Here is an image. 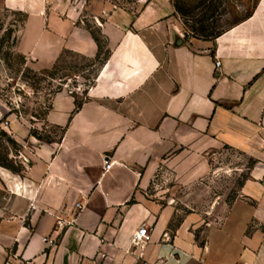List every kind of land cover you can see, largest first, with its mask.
<instances>
[{"label":"crops","instance_id":"0c3cea01","mask_svg":"<svg viewBox=\"0 0 264 264\" xmlns=\"http://www.w3.org/2000/svg\"><path fill=\"white\" fill-rule=\"evenodd\" d=\"M56 1L0 0V9L23 18L16 50L39 67L53 65L63 48L97 52L69 15L51 11ZM101 32L109 52L80 106L63 89L44 111L43 122L60 128L59 138L30 137L33 148L19 171L0 165V264H264V226L247 233V217L239 214L199 244L187 222L170 228V205L144 193L162 164L186 158L193 176L205 152L258 146L264 0L209 37L189 35L171 0H145L133 15L113 11ZM258 176L242 193L257 201L255 216H262ZM77 201L82 208L75 211ZM56 218L68 224L54 229ZM140 225L151 240L134 247Z\"/></svg>","mask_w":264,"mask_h":264},{"label":"rangeland","instance_id":"374dc122","mask_svg":"<svg viewBox=\"0 0 264 264\" xmlns=\"http://www.w3.org/2000/svg\"><path fill=\"white\" fill-rule=\"evenodd\" d=\"M182 28L189 35L214 36L243 18L254 0H171ZM145 0H59L51 11L70 16L75 25L90 34L97 45L94 57L63 48L50 67H39L16 50V35L22 16L0 9V165L19 171L27 163L33 144L59 138L61 129L43 122L51 95L67 89L79 102L92 86L100 64L109 52L101 32L106 16L113 11L136 14ZM264 120V117H263ZM193 165L186 158L160 165L145 195L172 207L170 228L187 222L189 232L200 244L207 232L234 225V218L247 217V233L264 226V214L255 216L257 201L242 193L244 183L264 184V136L257 147L239 150L222 147L205 152ZM261 175V176H260Z\"/></svg>","mask_w":264,"mask_h":264},{"label":"built area","instance_id":"2783aa9c","mask_svg":"<svg viewBox=\"0 0 264 264\" xmlns=\"http://www.w3.org/2000/svg\"><path fill=\"white\" fill-rule=\"evenodd\" d=\"M219 65H220V62L216 61L215 66L217 67ZM111 166H112V162L108 158H105L104 167H103L104 170H108ZM73 206H74L75 211H78L82 208V203L77 201L74 203ZM67 224L68 223L65 222L64 219L56 218L54 229L62 230ZM150 240H151V231L146 226H143V225H140L131 236V243L133 244L134 247H142L146 245L147 243H149ZM42 241L48 244V246L50 247L55 246L57 242L56 239H52L49 236H44L42 238Z\"/></svg>","mask_w":264,"mask_h":264},{"label":"trees","instance_id":"16d2710c","mask_svg":"<svg viewBox=\"0 0 264 264\" xmlns=\"http://www.w3.org/2000/svg\"><path fill=\"white\" fill-rule=\"evenodd\" d=\"M80 106L79 102H76V108H78Z\"/></svg>","mask_w":264,"mask_h":264}]
</instances>
